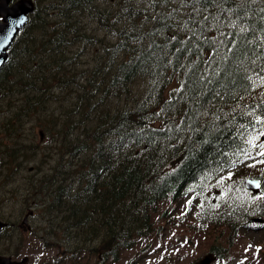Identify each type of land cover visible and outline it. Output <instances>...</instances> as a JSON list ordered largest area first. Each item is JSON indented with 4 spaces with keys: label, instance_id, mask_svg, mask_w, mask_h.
Returning <instances> with one entry per match:
<instances>
[{
    "label": "trees",
    "instance_id": "trees-1",
    "mask_svg": "<svg viewBox=\"0 0 264 264\" xmlns=\"http://www.w3.org/2000/svg\"><path fill=\"white\" fill-rule=\"evenodd\" d=\"M96 1L37 0L0 68V117L60 139L43 237L66 249L51 263H116L187 195L191 229L231 240L264 216L242 185L264 182V0H119L95 7L105 39L82 24Z\"/></svg>",
    "mask_w": 264,
    "mask_h": 264
},
{
    "label": "rangeland",
    "instance_id": "rangeland-1",
    "mask_svg": "<svg viewBox=\"0 0 264 264\" xmlns=\"http://www.w3.org/2000/svg\"><path fill=\"white\" fill-rule=\"evenodd\" d=\"M118 1L99 0L93 3V11L96 16L93 18L92 24L87 20V23H85L83 20L82 24H84V27H93L97 38H110V30L100 23L95 7L102 12H113ZM112 40L106 42L109 43ZM76 50H78L77 45L71 47L70 52H75ZM96 53H99L97 44L89 48L85 47L83 49L84 56L80 59L81 68H87L91 56H96ZM52 107L54 109L53 112L58 114L61 112V110L57 109L58 105H53ZM39 130L45 133V137L42 140L39 139ZM59 140L56 134L53 135L49 131L44 130L40 125L38 127L32 123L18 126L16 122H10L6 116L0 117V157L4 160L2 166H6L8 173L11 175L9 183L13 184L14 181L12 168H23L25 172L28 167H33L34 165L50 170V178H55L54 182L57 181L61 175L58 177L53 176L55 173L53 169L60 158ZM262 148L264 149V145ZM19 158H22L24 162L19 161ZM21 171L14 173L15 186L20 183L25 186V181L19 178ZM62 179L64 180L63 183H65L66 175H62ZM21 193H24V190ZM21 199L22 197H18L17 202L21 203ZM186 200L187 197H184L164 205L161 208L164 211L162 219L158 218L157 215L159 213L154 214L156 222L154 231L149 236L139 239L133 249L124 250L121 253V258L112 264H194L203 256L208 255L210 248L216 245L224 248V255L214 259L211 264H264V228L237 231L229 244L227 241L229 240L227 228L223 231L217 229L216 234L219 238H216V234L210 231L206 233V231L191 229L190 224L193 219L191 215L187 216L185 213ZM259 202H261V199H258ZM193 203L197 205L199 203L198 198H194ZM46 204L47 202L45 206ZM45 206L44 219L48 216V209ZM18 207L19 205L17 204L14 209L17 210ZM167 207L169 208L167 209ZM44 219H42V211L40 213L39 210L38 215H34L30 220L31 225L37 227V229L41 228L40 235L42 238H30V241L35 244H32L31 248L24 247V253L17 254V259H21L24 256L28 258L24 264H52L50 258H52V261L57 258L61 262L59 256L63 253H59L62 246H64V240L59 237L54 245H45V241L48 240L49 242L50 237H43L44 229L46 228ZM24 238H26L24 239L25 246L28 244L29 239L26 236ZM57 243L60 245L56 246ZM64 248L66 249V246ZM78 264L98 263L92 260L91 262L83 261Z\"/></svg>",
    "mask_w": 264,
    "mask_h": 264
},
{
    "label": "flooded vegetation",
    "instance_id": "flooded-vegetation-1",
    "mask_svg": "<svg viewBox=\"0 0 264 264\" xmlns=\"http://www.w3.org/2000/svg\"><path fill=\"white\" fill-rule=\"evenodd\" d=\"M3 161L0 157V256H8L11 262L25 258L22 263L24 264L28 258L24 256L17 259V254L24 253V247L31 248L32 244H35L30 241V238H42L41 228L37 229L31 225L30 220L34 215H38L39 210L40 213L42 211V219H44V206L48 202L46 190L50 187L48 179L51 171L36 165L28 167L25 172L23 168H12L14 181L10 184L11 175L6 166H2ZM19 161L24 162L22 158H19ZM16 171H21L19 178L25 181V186L23 183L15 186L14 173ZM22 190L24 193H21ZM18 197H22L21 203L17 202ZM17 204L19 207L15 210ZM25 236L29 239L28 246H24Z\"/></svg>",
    "mask_w": 264,
    "mask_h": 264
},
{
    "label": "water",
    "instance_id": "water-1",
    "mask_svg": "<svg viewBox=\"0 0 264 264\" xmlns=\"http://www.w3.org/2000/svg\"><path fill=\"white\" fill-rule=\"evenodd\" d=\"M34 9L33 0H0V67L9 58L8 49L20 29L25 25L27 16ZM245 185L257 191L259 182L246 179ZM210 258L206 256L195 264H209ZM0 264H11L9 258L0 257ZM19 264V263H16Z\"/></svg>",
    "mask_w": 264,
    "mask_h": 264
},
{
    "label": "snow or ice",
    "instance_id": "snow-or-ice-1",
    "mask_svg": "<svg viewBox=\"0 0 264 264\" xmlns=\"http://www.w3.org/2000/svg\"><path fill=\"white\" fill-rule=\"evenodd\" d=\"M261 155H264V153H261Z\"/></svg>",
    "mask_w": 264,
    "mask_h": 264
},
{
    "label": "bare ground",
    "instance_id": "bare-ground-1",
    "mask_svg": "<svg viewBox=\"0 0 264 264\" xmlns=\"http://www.w3.org/2000/svg\"><path fill=\"white\" fill-rule=\"evenodd\" d=\"M134 214V213H133Z\"/></svg>",
    "mask_w": 264,
    "mask_h": 264
}]
</instances>
